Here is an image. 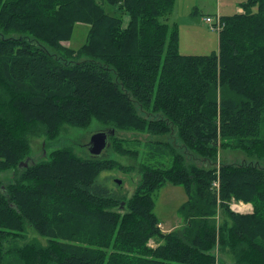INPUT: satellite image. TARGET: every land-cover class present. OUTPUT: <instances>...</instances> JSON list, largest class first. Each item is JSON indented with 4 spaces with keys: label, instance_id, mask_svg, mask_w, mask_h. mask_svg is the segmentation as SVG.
Returning <instances> with one entry per match:
<instances>
[{
    "label": "trees",
    "instance_id": "obj_1",
    "mask_svg": "<svg viewBox=\"0 0 264 264\" xmlns=\"http://www.w3.org/2000/svg\"><path fill=\"white\" fill-rule=\"evenodd\" d=\"M243 1L244 12L221 16L216 52L182 55L177 24L162 21L175 0H0V173L18 169L0 186V264L8 232L27 222L48 236L53 206L69 235L16 247L17 264H216L217 248L233 264H264V168L217 158L220 148L264 158V0ZM78 22L89 31L73 50L62 42ZM93 120L114 131L105 151L129 142L118 132L145 134L169 148L170 165L141 163L126 199L101 174L120 167L114 159L27 157L28 134L51 140ZM165 184L187 194L169 232L153 213ZM233 200L252 213L231 211Z\"/></svg>",
    "mask_w": 264,
    "mask_h": 264
},
{
    "label": "rangeland",
    "instance_id": "obj_2",
    "mask_svg": "<svg viewBox=\"0 0 264 264\" xmlns=\"http://www.w3.org/2000/svg\"><path fill=\"white\" fill-rule=\"evenodd\" d=\"M243 4H245L243 0H175L172 12L164 17L162 21L168 24H177L176 27L178 29L180 42V45L178 43V52L180 54L207 55L212 50L215 51L214 46L217 44L215 34L217 32H211L204 23L203 18L205 16L214 18L217 10H219L218 8H220L219 12L221 15H232L236 13L237 8H239L237 13L244 12ZM88 31L89 28L87 24L78 22L74 25L69 39L63 41L62 44L70 49L77 50L86 43ZM7 37L18 38L22 37V35L11 31L8 33ZM150 117H152V115H150ZM105 129H107L106 126L93 120L86 129L64 126L60 129L58 136L51 140L47 139L42 133L28 134L27 142L29 144V153L27 157H30L32 162L39 163L42 161H49L54 151L69 149L75 157L90 159L87 147L90 136ZM117 136L119 138L126 137L129 142H124V145H120L118 141H116L112 148L102 152L101 157L102 159H114L122 168L116 167L110 172L101 174H103L102 177L106 175L111 176L113 182L114 180H120L121 183L117 184L114 188V193L117 198L125 197L128 199L131 197L138 184L139 165L141 163H147L160 167H167L170 165L168 159H170L171 154L169 148L166 146L149 145L146 142L148 137L145 136V134L137 135L136 133L130 132H118ZM162 140H165V137H153V141ZM123 149L129 151V156L121 155ZM26 158L22 159V161ZM217 158L218 162L229 164H257L260 168H264V158L259 160L252 155H247L245 152L234 148H220ZM15 170H18L17 167L8 168L4 170L3 173H0V186L12 184ZM106 185L108 184L106 183ZM186 199L187 194L182 186L165 184L154 192L153 213L158 218L163 230H174L181 226L182 218L179 214V207ZM239 203L241 202L231 201V203H229V209L235 213L247 214L248 212L238 206ZM246 204L251 205L250 203ZM53 208L55 209L54 214L48 216L50 218L48 236L40 235L39 232L33 229L27 222L20 231L8 232L7 235L10 236L7 237V239L11 245L7 247V256L4 257L3 264H17L13 258L16 247L27 244L45 246L50 239L49 237L52 235H69L68 230L64 229L61 214L56 211L61 208L57 206H53ZM237 209L241 211H237ZM225 216V213L219 210L215 215V219L222 225ZM68 243L71 245V242ZM74 245L77 244L74 243ZM147 245L153 247L156 245V241L153 239L149 240ZM85 246H87V244H85ZM217 250L218 248L212 250V253L217 257L216 264H233L229 252L227 255L222 256L219 255Z\"/></svg>",
    "mask_w": 264,
    "mask_h": 264
},
{
    "label": "water",
    "instance_id": "obj_3",
    "mask_svg": "<svg viewBox=\"0 0 264 264\" xmlns=\"http://www.w3.org/2000/svg\"><path fill=\"white\" fill-rule=\"evenodd\" d=\"M114 135L112 129H105L103 131H98L90 136L89 142L87 144L89 154L92 157H100L102 152L109 147V136ZM28 165V158L22 162L20 166L26 167ZM117 184H120V180H114Z\"/></svg>",
    "mask_w": 264,
    "mask_h": 264
},
{
    "label": "built area",
    "instance_id": "obj_4",
    "mask_svg": "<svg viewBox=\"0 0 264 264\" xmlns=\"http://www.w3.org/2000/svg\"><path fill=\"white\" fill-rule=\"evenodd\" d=\"M203 21L208 26L209 30L211 31H216L217 33H219L224 28V23L219 15L214 16V18L207 16L203 18ZM238 206H240L246 211L245 204L239 203ZM236 208H239V207H236ZM237 211H241V210H237Z\"/></svg>",
    "mask_w": 264,
    "mask_h": 264
},
{
    "label": "crops",
    "instance_id": "obj_5",
    "mask_svg": "<svg viewBox=\"0 0 264 264\" xmlns=\"http://www.w3.org/2000/svg\"><path fill=\"white\" fill-rule=\"evenodd\" d=\"M218 9L220 10V8H218ZM238 9H239V8H237L236 13L239 11ZM219 10H217L216 14H218V15H220V16H225V15H221L220 12H219ZM205 17H206V16H205ZM211 32H212V31H211ZM214 34H215V33H214ZM215 39H216V42H217L216 46H214L215 51L212 50L211 52H216V51L218 50V44H219V33H216V34H215ZM179 45H180V42H179ZM214 48H213V49H214ZM184 49H187V48H184ZM211 52H209L208 54H210ZM182 55H183V54H182ZM248 206H249V204H248ZM251 211H252V206L250 205V209H248L246 212H248L247 214H249V213H252ZM246 212H245V213H246ZM240 214H244V213H240ZM160 229H161L162 232H169V231H171V230H167V231L163 230L161 224H160Z\"/></svg>",
    "mask_w": 264,
    "mask_h": 264
},
{
    "label": "bare ground",
    "instance_id": "obj_6",
    "mask_svg": "<svg viewBox=\"0 0 264 264\" xmlns=\"http://www.w3.org/2000/svg\"><path fill=\"white\" fill-rule=\"evenodd\" d=\"M238 210V209H237Z\"/></svg>",
    "mask_w": 264,
    "mask_h": 264
}]
</instances>
